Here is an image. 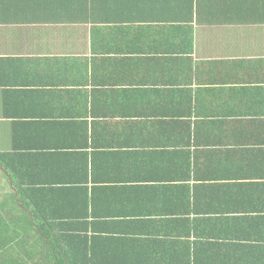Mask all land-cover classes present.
<instances>
[{"label": "crops", "instance_id": "0c3cea01", "mask_svg": "<svg viewBox=\"0 0 264 264\" xmlns=\"http://www.w3.org/2000/svg\"><path fill=\"white\" fill-rule=\"evenodd\" d=\"M31 146L86 167L94 264H264V0H0V153Z\"/></svg>", "mask_w": 264, "mask_h": 264}, {"label": "trees", "instance_id": "16d2710c", "mask_svg": "<svg viewBox=\"0 0 264 264\" xmlns=\"http://www.w3.org/2000/svg\"><path fill=\"white\" fill-rule=\"evenodd\" d=\"M31 149L25 163L21 154L0 153V264H94V240L77 232L89 216L79 183L87 181L86 167L83 177L33 172Z\"/></svg>", "mask_w": 264, "mask_h": 264}]
</instances>
